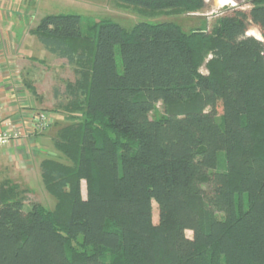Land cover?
Instances as JSON below:
<instances>
[{"label":"trees","instance_id":"1","mask_svg":"<svg viewBox=\"0 0 264 264\" xmlns=\"http://www.w3.org/2000/svg\"><path fill=\"white\" fill-rule=\"evenodd\" d=\"M109 1L149 16L206 2ZM235 1L248 14L209 30L39 22L33 35L74 73L46 113L68 115L51 139L62 161L40 165L57 202L25 210L26 189L0 181V264H264V42L246 35L254 25L264 36V0Z\"/></svg>","mask_w":264,"mask_h":264},{"label":"rangeland","instance_id":"2","mask_svg":"<svg viewBox=\"0 0 264 264\" xmlns=\"http://www.w3.org/2000/svg\"><path fill=\"white\" fill-rule=\"evenodd\" d=\"M5 3L4 16H10L9 21L5 20L2 25L6 23L12 27H16L11 31L14 32L18 38H23L24 35H28L29 30H34L39 22L46 16L51 15H78L82 18L83 28L88 25L99 23L102 21H110L120 25L126 30L132 29L135 24L139 22H159L162 20H172L179 24L184 31L199 27L202 23H206L209 30L215 21L224 15H229L233 11H242L248 14L250 5L244 2H237L231 0L228 4L222 6L219 0H206L204 8L194 14L187 16H169L158 15L149 16L146 13H139L132 7L122 6L119 3L109 0H0ZM15 24H12V22ZM249 25V24H248ZM7 26V25H6ZM249 30H256L260 33L258 27L254 25L248 26ZM261 35V33H260ZM262 36V35H261ZM35 40L34 37L30 38ZM264 42V40H262ZM39 50L35 51L34 60L37 66V90L38 96L42 98V105L35 106L34 110L38 112L51 113L57 104L54 100L52 105L47 104L50 98L53 96V89L57 88L60 91L64 89L66 81L74 80V73L71 67H68L63 61L60 62L54 60L48 52L38 43ZM201 74H206L204 66L200 68ZM45 78V79H44ZM54 99V98H53ZM23 113V112H22ZM25 113V111H24ZM162 114V107L160 104L156 106L152 116L157 117ZM217 114H221V107L218 103ZM25 115H27L25 113ZM67 115V114H66ZM66 115H56V118H52V125L44 133L29 134L33 137V140H28L23 148L20 149L18 160L21 159V164L24 166L19 171H14V162H9L8 157L3 159V164H9L11 173L13 174V184L18 185L21 189H26L27 193H24L25 210H29L30 202L39 203L45 210L53 211L56 205V198L52 196L44 188L40 177V165L44 159H52L62 161L61 154L53 147L51 143V136L56 130H59L63 126L67 125V122L63 120ZM68 116V115H67ZM23 114L21 115V119ZM44 134V136H40ZM1 151V150H0ZM15 160V159H13ZM11 164V165H10ZM206 193L212 191L211 185L204 186ZM85 184L82 183V195L85 197ZM158 210L155 202L152 203V220L153 223H157ZM186 236L191 238V232H186Z\"/></svg>","mask_w":264,"mask_h":264},{"label":"crops","instance_id":"3","mask_svg":"<svg viewBox=\"0 0 264 264\" xmlns=\"http://www.w3.org/2000/svg\"><path fill=\"white\" fill-rule=\"evenodd\" d=\"M5 8V3L0 1V118L15 124L21 132V139L17 143L0 149V181L9 179L13 183L15 180L12 177V168L10 169L9 164H3V159L8 157L10 163L14 162V171L24 168L21 159L18 160V155L23 153L20 152L23 145L28 140H33L34 136L27 133L26 126L21 124L20 120L22 114L24 116L25 113L34 110L31 108L42 105V98L38 96L39 92L36 86L38 81L37 66L34 60L35 51L40 48L36 43L37 38L32 33L33 30H29L28 35H24L23 38H18L11 31L12 26L7 23V26L2 25L10 17L4 16ZM12 24L15 22L13 21ZM31 37H34L35 40H31ZM53 58L58 60L61 65L63 64V60L54 56ZM53 101L52 96L47 104L52 105ZM56 132L57 130L50 139L56 135ZM40 136H44V134Z\"/></svg>","mask_w":264,"mask_h":264},{"label":"built area","instance_id":"4","mask_svg":"<svg viewBox=\"0 0 264 264\" xmlns=\"http://www.w3.org/2000/svg\"><path fill=\"white\" fill-rule=\"evenodd\" d=\"M20 120L21 124L26 126L28 134L43 133L52 125V118L44 113L37 111H29ZM21 139V132L10 121H4L0 118V149L17 143Z\"/></svg>","mask_w":264,"mask_h":264},{"label":"clouds","instance_id":"5","mask_svg":"<svg viewBox=\"0 0 264 264\" xmlns=\"http://www.w3.org/2000/svg\"><path fill=\"white\" fill-rule=\"evenodd\" d=\"M230 2V0H219V3L224 6L226 4H228ZM247 36H252L254 37L256 40H264V36H261L260 33L256 30H249L246 33Z\"/></svg>","mask_w":264,"mask_h":264},{"label":"water","instance_id":"6","mask_svg":"<svg viewBox=\"0 0 264 264\" xmlns=\"http://www.w3.org/2000/svg\"><path fill=\"white\" fill-rule=\"evenodd\" d=\"M260 41H262V40H260ZM263 42V41H262Z\"/></svg>","mask_w":264,"mask_h":264}]
</instances>
